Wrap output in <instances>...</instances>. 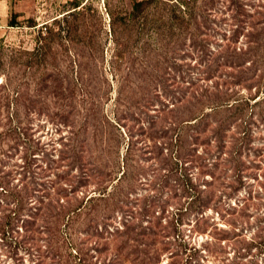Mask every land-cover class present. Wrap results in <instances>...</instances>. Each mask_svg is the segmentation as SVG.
Segmentation results:
<instances>
[{
    "label": "rangeland",
    "instance_id": "1",
    "mask_svg": "<svg viewBox=\"0 0 264 264\" xmlns=\"http://www.w3.org/2000/svg\"><path fill=\"white\" fill-rule=\"evenodd\" d=\"M7 1L17 24L0 28V264H181L190 249L192 264H264V0H192L186 14L171 0ZM137 3L150 8L133 19ZM179 130L194 156L237 154L247 168L229 200L243 218L231 225L205 212L228 240L199 233L184 211L177 223L186 200L172 158ZM43 154L46 179L60 174L62 190L24 205V215L34 207L31 234L20 221L10 230L15 207L2 189L30 191ZM101 191L62 243L56 201L66 210Z\"/></svg>",
    "mask_w": 264,
    "mask_h": 264
},
{
    "label": "trees",
    "instance_id": "2",
    "mask_svg": "<svg viewBox=\"0 0 264 264\" xmlns=\"http://www.w3.org/2000/svg\"><path fill=\"white\" fill-rule=\"evenodd\" d=\"M172 12H184L182 11L179 5H170L169 6ZM141 8L146 9L150 8V3H137L134 5L133 12L131 13V16L133 19H135L140 13ZM188 10V5L185 8V12ZM184 12V14H186ZM165 20V19H164ZM169 19H167L168 21ZM164 21L165 23L167 22ZM16 23V15L13 13L11 18L8 20V26L13 27ZM5 89L7 92H16L14 88L11 87L10 80L6 81L5 83ZM150 100V98H148ZM147 100V102H149ZM175 104L181 103L182 99H175ZM10 116V119L12 122H15V129L19 130L20 134L23 135L21 132V129L17 126V113L14 111H11L8 113ZM201 117L195 116L192 121L195 120L194 124L198 122V120ZM18 124H20L18 122ZM174 143H175V155L172 156L174 160V164L176 166V169L180 171L179 176L183 179L182 180V186H183V193L185 195V202L181 204L180 206V212L177 218V223L182 222V213L183 211L186 213V215L192 214L194 219V229H196L199 233H206L207 231L214 230L215 236H219L217 238L218 241H225L229 239L228 233L225 230H218L216 226H213L210 223L211 218L205 214V212L208 209L213 210L217 216L222 218H227L226 222L234 225L236 219H242L243 218V211L237 212V207L231 206L229 203V200L231 199V193L238 191L237 189L233 190L234 185L237 183L242 182V173L245 169L243 166V162L241 161L242 158H240V155L232 154V155H226V157L218 156L214 159H207L204 160L199 158L198 156H194L195 154H191L189 149H184L181 145L182 143V134L179 130L178 133L175 134L174 137ZM35 158H29L30 161ZM42 163L35 164L34 165V171L30 173L29 177L26 179L28 180V184L31 186L30 191L25 189L24 195L21 197H17L15 194L10 192L8 189L5 188L2 189L4 194L7 195L9 198V202L12 207H15L14 210L11 211L13 214V217L11 220L12 222L9 223L10 230L14 231L13 227H17L18 223L22 222V228L25 229V232H28L29 234L32 233L33 227L37 224L36 219H34L31 215H28L29 210L33 208H29L28 211H25L24 213V205L28 203V201H31L30 203H34L32 199L35 198L34 192L42 193L43 197H45L44 192L47 190L49 193L50 191H61L62 189L58 187L57 182L54 181V177L59 178L60 174H53V178L46 179L47 178V171L53 170V167L49 168V165H47V155L43 154V157L40 158ZM196 162V165L200 169L199 174H195L193 176H190L188 174V167L184 166L186 163H189V165H193V163ZM181 165V166H180ZM191 168V167H190ZM39 169L38 171H36ZM29 172V171H28ZM27 172V173H28ZM208 172V173H207ZM53 173V172H49ZM48 173V174H49ZM207 173V174H206ZM208 175L210 177V180L206 178L205 176ZM125 176V172L122 173L121 177L119 178L118 182ZM201 177V179H200ZM42 180V181H41ZM204 186V187H202ZM105 192V191H104ZM101 191L100 196L96 197L94 194L85 196L84 199H82V202H77L74 205H71L66 210H63L62 204H59V201H56L58 204L57 211H53L54 214L52 215L53 222L52 224L60 223L63 226V230L60 231V240H62V243L66 241V239H69V231L71 228H69V223L72 219V216L76 214L78 211L82 209L83 205H91L95 203L96 201H104L105 193ZM230 192V193H228ZM102 195V196H101ZM42 197V198H43ZM43 200V199H42ZM84 203V204H83ZM36 203H34L35 205ZM40 204H43V201H40ZM236 206V205H234ZM48 207L50 208L49 204ZM241 209V208H240ZM40 210V207L38 208ZM238 213V214H237ZM237 214V215H236ZM185 215V214H184ZM22 216H28L25 219H21ZM132 223V221H131ZM134 229V227H133ZM133 229L128 228L129 233H133ZM17 234L19 232H16ZM139 235V234H138ZM152 235H155L154 233H141L140 236L144 237L145 241H147ZM58 238V239H59ZM216 238V237H214ZM180 240V243L178 246L182 249V252H185L188 250V245L184 242L182 243L179 236L177 237V241ZM165 246V244H162ZM192 249H190V253L186 256L185 260L182 261L181 264H192L193 259L197 251L191 252ZM181 252V254H182ZM173 254L170 255V258H172ZM157 263V259L153 261L150 257H144L141 259L140 264H155ZM123 264V263H122ZM172 264V263H171ZM197 264V263H196Z\"/></svg>",
    "mask_w": 264,
    "mask_h": 264
},
{
    "label": "crops",
    "instance_id": "3",
    "mask_svg": "<svg viewBox=\"0 0 264 264\" xmlns=\"http://www.w3.org/2000/svg\"><path fill=\"white\" fill-rule=\"evenodd\" d=\"M9 3L7 0L0 1V28L8 23Z\"/></svg>",
    "mask_w": 264,
    "mask_h": 264
},
{
    "label": "built area",
    "instance_id": "4",
    "mask_svg": "<svg viewBox=\"0 0 264 264\" xmlns=\"http://www.w3.org/2000/svg\"><path fill=\"white\" fill-rule=\"evenodd\" d=\"M172 2H175L177 5H179L181 8H184V4L191 2L192 0H171Z\"/></svg>",
    "mask_w": 264,
    "mask_h": 264
}]
</instances>
